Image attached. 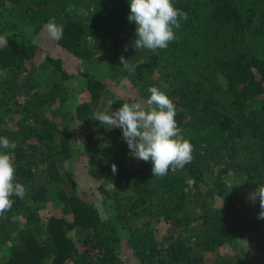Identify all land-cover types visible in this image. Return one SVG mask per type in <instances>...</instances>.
<instances>
[{
    "label": "trees",
    "instance_id": "16d2710c",
    "mask_svg": "<svg viewBox=\"0 0 264 264\" xmlns=\"http://www.w3.org/2000/svg\"><path fill=\"white\" fill-rule=\"evenodd\" d=\"M53 24L59 45L137 95L108 105L94 74L78 102L65 61L37 59L32 37ZM0 41L4 264H264L240 240L264 254V198L248 215L227 181L264 186V0H0ZM138 106L152 140L130 145L112 120L140 129ZM83 155L106 217L79 191ZM50 200L62 216L41 214Z\"/></svg>",
    "mask_w": 264,
    "mask_h": 264
},
{
    "label": "rangeland",
    "instance_id": "374dc122",
    "mask_svg": "<svg viewBox=\"0 0 264 264\" xmlns=\"http://www.w3.org/2000/svg\"><path fill=\"white\" fill-rule=\"evenodd\" d=\"M82 13L84 12L81 10ZM60 27L49 25L45 26L42 30L35 33L32 37V40L37 44L38 50L37 57L38 61L44 60V58L49 55L55 58H61L65 61V64L68 67L70 73L74 75L73 80L66 81L65 85L73 87V89H80L81 87L86 86V82L92 78L95 74L97 78H102L103 81L107 83L109 91V98L107 99V104L111 105L113 99L119 97L128 98V96H135L137 95L136 91L131 88V85L121 84L116 85L113 81L109 78L108 70L102 66L97 67L99 62H88L87 64L85 61L78 59L77 57L73 56L68 50L64 47L59 45L58 39L60 35ZM3 42L0 41V45ZM30 65V63H28ZM0 76L6 77L7 71L5 69L0 68ZM123 85V86H122ZM78 102H82L84 100L89 99V95L87 90L83 88V90L79 91L78 93ZM56 105H58L56 103ZM138 108V110H137ZM136 109L137 116L143 121L142 127L140 129H135L134 127L130 126L128 122V118L123 121L112 120V123L115 127L123 129V133L126 139L130 141V145L132 143L144 145L146 142L152 140V127L151 125L143 118V114L141 111L140 106ZM112 116V115H111ZM112 118V117H111ZM81 131V130H80ZM82 132V131H81ZM79 135V140L82 145L85 144V133ZM175 138V136H174ZM161 145L165 146L166 150H169L171 145L161 141ZM144 146L141 148H137L135 150V156L131 159L127 160V165L129 167L135 166L136 162H138L139 157L143 154ZM88 156L83 155V158L74 159L71 164V168L75 171V174L78 177L79 182V191L83 194L86 198L93 201L103 217L107 216V208L102 202V190L100 189V184L93 180V178L88 174ZM83 160V161H82ZM13 168V167H11ZM12 170V169H11ZM11 172L8 171L3 173L0 171V189L3 184L8 182L11 178ZM228 184L231 189L236 191L243 202V206L245 211L248 215L256 216L259 214L260 211V200L264 198V186L257 183L255 180L250 179L248 177L242 178L235 173H230L228 176ZM41 214L44 217L50 215H57L62 216V204L56 200H50L46 203V205L41 209ZM67 218L69 220L73 219V216L68 215ZM157 228V236L162 237L163 235L167 234L168 226L161 222L156 225ZM74 239H77L78 232L77 229L71 232ZM243 246L245 247V257L250 262H262L264 263V254L261 253L257 248L251 245V242L248 240V235H242L240 238ZM12 240L11 243H13ZM10 243V244H11ZM9 244L5 245L0 248V264H4L8 256V249ZM226 248H222L221 252H226ZM131 264H134L133 262ZM208 264H214L213 260L210 258L208 254Z\"/></svg>",
    "mask_w": 264,
    "mask_h": 264
}]
</instances>
